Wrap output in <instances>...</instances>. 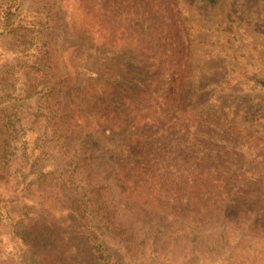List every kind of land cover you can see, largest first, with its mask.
Segmentation results:
<instances>
[{"label": "trees", "instance_id": "trees-1", "mask_svg": "<svg viewBox=\"0 0 264 264\" xmlns=\"http://www.w3.org/2000/svg\"><path fill=\"white\" fill-rule=\"evenodd\" d=\"M61 2L0 0V36L21 55L16 64L0 62V99L18 84L27 94L42 88L55 159L43 173L73 193L72 229L83 249L76 264H120L105 239L112 228L137 255L264 264V137L216 116L212 102L192 106L205 83L177 0H95L86 34L69 29ZM23 11L38 19L33 27L13 21ZM92 53L101 63L78 101L81 66ZM246 86L264 90V77ZM10 118L0 109V178L9 175Z\"/></svg>", "mask_w": 264, "mask_h": 264}, {"label": "rangeland", "instance_id": "rangeland-1", "mask_svg": "<svg viewBox=\"0 0 264 264\" xmlns=\"http://www.w3.org/2000/svg\"><path fill=\"white\" fill-rule=\"evenodd\" d=\"M94 1L62 0L70 30L93 32ZM177 3L193 39L191 56L196 77L205 83V88L193 97L192 106L212 102L216 116L264 137V90L246 86L253 78L264 77V0ZM37 20L34 14L24 11L13 17L16 24L29 27ZM98 39L96 35L94 44ZM71 51L69 45L62 48L70 70ZM20 56L15 41L1 35L0 62L16 64ZM96 59L98 56L92 53L81 66V81L75 89L78 101L82 100L86 78L101 63ZM41 95L40 86L27 94L18 84L8 99H0L1 111L11 114L15 127L8 148L9 175L0 178V264H76L83 258L79 234L72 229L71 216L77 213L76 206L70 204L73 193L61 177L58 180L43 173L53 170L55 159L53 143L48 142L49 126L41 114ZM3 124L0 120L4 132ZM102 131L114 142L120 139L115 130ZM46 143L47 148L43 147ZM125 234L132 235L130 227H126ZM105 239L109 251L114 253L111 260H115L116 246L120 264H225L215 257L196 254L185 260L177 256L172 261L154 254L137 255L131 253L129 238L118 240L113 228L106 231Z\"/></svg>", "mask_w": 264, "mask_h": 264}]
</instances>
